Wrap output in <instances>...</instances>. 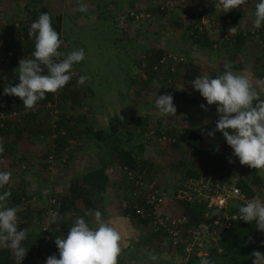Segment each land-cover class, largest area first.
Segmentation results:
<instances>
[{"label": "rangeland", "instance_id": "obj_1", "mask_svg": "<svg viewBox=\"0 0 264 264\" xmlns=\"http://www.w3.org/2000/svg\"><path fill=\"white\" fill-rule=\"evenodd\" d=\"M161 1L165 7L163 12L155 9L156 4L159 5ZM217 2L218 0H0L1 79L3 76L8 81L16 79L20 59L32 57L33 50L25 49V39L22 36L16 38L11 26H20L23 21H27L30 10H35L40 5H46L54 13L61 15L62 45L59 51L67 54L83 48L85 52L84 60L74 65L69 83L58 93L52 94V99L39 101L31 110L23 105L13 108L18 111V115L7 114L0 119L2 123H8L10 128L3 136L6 138L5 143H15L12 148L0 154V171L12 173L9 184L3 189H13L20 196L21 201L17 203L10 197L8 206L19 209L17 214L24 222L18 224V230L27 228V237L31 239L26 247V256L20 264H45L46 258L53 254L59 258V251L53 248L55 244L48 246L47 241L52 234L60 238L66 237L75 220L83 216L79 211L83 207L81 200L76 199L72 203L64 201V195L75 176L96 166L99 157L106 161L105 171L111 183H108L103 198L96 201L89 211L100 210L105 220L121 234L124 233L119 264H149L150 260L143 257L153 255L156 249L167 251L172 248L160 236L150 239L148 233L151 222L142 223L136 218L127 217V220L118 216L126 201L135 198L132 195L135 172H129L115 154H104L106 146L102 142L95 144L89 133L90 125L105 128L115 115L122 116L125 120L121 130L122 139L126 142L124 146L133 144L134 151H137L138 145H145L150 151H154L151 156L156 162L152 165L150 161L148 179L142 173V180L148 186L164 190V204L165 201L169 204L170 212L182 210L176 200L177 179L180 173L185 172V163L189 160L200 176L216 174L217 177L226 179L228 182L225 183L228 184L238 177L247 179L248 170L254 171L260 178L258 188L252 186L255 198L264 201V170L241 165L221 132L215 131L214 137H209L201 128L204 133L201 137L204 139L199 144L210 152L206 157H192V147L186 141L187 131L200 127L199 124L209 131L214 130L219 119L217 106L207 105L199 91L192 87L191 81L182 78V66L185 63L177 64L173 70L164 64H157L163 51H178L184 54L186 62L198 65L195 78L204 74L215 78L223 73L224 65L231 62L234 65L233 71H246L249 74L256 90L264 99V83L260 76L263 70V48L257 40L259 38L255 34L247 36L245 48L234 51L231 41L225 38V35H230L229 29L218 21L221 12L215 9ZM258 2L259 0H247L244 6L230 11L234 19L232 24L237 30L247 33L256 29L253 27V20L255 4ZM81 5L87 7V12L78 10ZM103 10L104 13L101 14ZM202 17L207 18L208 22L201 32L196 33L192 29L195 24L200 23ZM9 54H13L12 58ZM80 76H87L88 79L80 83ZM157 84L161 86L160 89L156 87ZM169 93L173 96L177 111L175 117L167 118L161 116L155 108V99L157 95ZM201 104L206 106V111L200 107ZM62 112L68 114L66 117L69 124H72L71 127L76 132L67 139L68 144H64V141V149L56 153L53 150V139L56 136L54 123ZM149 129H152L151 133L148 132ZM144 151L145 149L140 155L146 160ZM152 171L156 179L150 177ZM51 196L55 197L57 205L64 202L61 210H57L60 220L50 224V216H43L40 206ZM217 214L219 212L211 209L207 218ZM83 217L92 227H96L93 216ZM42 222L46 226L45 231L40 230ZM56 229L59 231L54 234L53 230ZM127 243L133 246V252L131 248L126 249ZM146 248L150 251L149 254L148 250L144 251ZM132 254L135 256L132 257ZM136 256L141 262H138ZM171 259V264H181L175 262V258Z\"/></svg>", "mask_w": 264, "mask_h": 264}, {"label": "clouds", "instance_id": "obj_2", "mask_svg": "<svg viewBox=\"0 0 264 264\" xmlns=\"http://www.w3.org/2000/svg\"><path fill=\"white\" fill-rule=\"evenodd\" d=\"M246 3L247 0H218L215 9L227 13ZM78 10L87 12L88 9L81 5ZM254 16L253 27L259 29L264 25V0L255 4ZM229 33L235 35L236 29L229 28ZM28 35L34 37L32 57L20 59L16 69L19 83L6 85L3 94L19 97L23 106L31 110L46 98L47 93L56 94L69 83L74 65L84 60L85 52L83 48L67 54L59 51L62 40L53 28L48 12L40 13L38 19L30 24ZM87 79V76H80L78 82L83 83ZM191 85L199 91L207 105L217 106L219 119L215 129L208 131L207 135L214 137L215 131L221 132L241 165L264 170V99L249 74L246 71L237 73L230 64H225L221 75L215 78L208 74L199 75L191 81ZM156 87L161 88L159 84ZM200 107L207 110L204 104ZM155 108L161 116H176V106L170 93L157 95ZM3 152V143L0 142V154ZM11 176V171H0V189L9 184ZM11 195V190L0 194V248L11 250L16 264H20L27 253L23 241L27 239L28 229L18 230L17 226L22 221L17 214L19 209L8 206ZM238 212L239 215L232 217L233 220L241 219L248 223L254 221L256 228L264 232V201L259 198L249 200L239 207ZM84 216H93L96 227H92L83 216L78 217L66 237L55 239L59 258L55 254L50 255L45 264H119L123 251L120 231L102 217L100 210L85 211ZM59 220V213L52 211L49 223H57ZM216 223L219 224V220ZM252 255L253 264L264 261V254L255 251ZM150 259L156 261L157 256L150 255ZM199 264L212 262L202 256Z\"/></svg>", "mask_w": 264, "mask_h": 264}, {"label": "trees", "instance_id": "obj_3", "mask_svg": "<svg viewBox=\"0 0 264 264\" xmlns=\"http://www.w3.org/2000/svg\"><path fill=\"white\" fill-rule=\"evenodd\" d=\"M164 2L161 1L160 4L158 3L155 6V9L163 12ZM161 6V7H160ZM48 12L49 15L52 18V26L53 28L59 33L61 31V15L59 13H54L51 9H49L46 5H40L35 10H30L28 15V20L23 21L21 25L19 26H11V30L13 32V35H15L16 38H19V36H22L25 39V49L27 51L33 50L34 51V37H30L28 35V30L30 27V24L38 19V16L40 13ZM103 14L104 10L101 11ZM231 16V12L227 13H220L218 15V21L221 24L223 17ZM230 21L233 22V16L230 17ZM222 25V24H221ZM223 26V25H222ZM194 32L198 33L202 30H197L195 27L192 29ZM254 33L247 32L242 33L241 31L237 30L235 35H228L227 39L231 41V46L234 51H237L243 42L245 41L247 36L254 35ZM231 36V37H230ZM258 38L262 42V57H263V70L260 72L261 80L264 83V26L260 30L259 34L257 33ZM205 40V39H204ZM227 44L228 41L224 40ZM1 52V51H0ZM13 54H9V57L12 58ZM185 64L182 66V78L184 80L192 81L195 79L196 73L198 71V65L192 62H184ZM227 64L231 65V68L234 67L231 62H227ZM224 71V70H223ZM19 83L18 77L14 80L8 81L6 80V76H3L1 79L0 77V110L3 112L10 111L13 108H19L23 105L22 100L19 97L12 96V95H4L3 90L6 85H15ZM46 99H52V93H47L46 98L41 100L44 102ZM67 113H60L58 114L57 118L55 119L54 123V130L56 136L53 139L54 147L53 150L58 153V151H61L64 149V144H68L67 139L71 136H74L75 132L72 129V124H69V120L67 119ZM125 125V120L121 119L120 116L115 115L113 116L108 122L105 128L101 127H93V125L89 126V133L91 140L98 144L99 142H102L103 145L106 146V148L109 150V155L115 154L120 161L121 164H124L128 171L131 172V170H134L133 172H142L146 175L148 179V175L150 172V164L148 161H146L143 157L140 155V150H142L143 146L138 145V150L134 151V145L124 146L126 143L123 137L121 136V130ZM9 125L8 123H2L0 125V142L3 143L4 150L12 148V146L15 145L13 142H6V138L3 137L6 133L9 131ZM201 136L195 129L191 128L187 131L186 141L188 144L192 147V157L197 155H202L206 157L210 151L207 149L201 147L199 144L201 141ZM66 141V143H64ZM64 143V144H63ZM127 145V144H126ZM102 146V145H101ZM104 154H107L104 153ZM2 157V156H0ZM105 162L102 161L99 157V163L96 164V166L89 167L79 174L75 176V179L72 180L68 185V191L64 195V201L68 200L69 202H73L76 199H80L83 207L80 209V213L84 216L85 211H89V209L93 208L95 206V202L98 200H101L104 196V193L108 187V179L109 176L107 172L105 171ZM249 169V168H248ZM184 173L198 177L200 176V173L198 170H195L192 168V161L189 160L185 163V169ZM212 179L214 181H218L220 184L225 183L226 179L222 177H217L216 174H211ZM205 176V175H204ZM260 178L259 176L251 170H248V178H236L235 184L240 187L242 192L246 197L255 198V193L252 186H258L260 184L259 182ZM228 182V181H226ZM258 188V187H257ZM5 190H11V199L13 202L17 203L20 202V196L18 197L15 194V191L13 189L7 188V189H0V194H2ZM23 191V190H22ZM178 203L182 206V213H185L188 216L189 222H195L198 221L201 218V212L203 210V207L200 203H192L188 202L183 198H176ZM64 201H61L62 204ZM232 205H228L226 207V210H232L234 209L233 204L237 200H232ZM47 202V201H46ZM41 204V208L43 209L44 204ZM58 203L55 202L51 205V211H57L61 210L62 204L57 205ZM141 204L144 207V212H146V205L144 204L143 197H136L133 199H129L126 201V203L122 207V214L126 217L133 219L136 218L139 222L142 223H148L152 221V217L149 214H143L139 215V213L136 212V207ZM42 209H40L42 212ZM43 214V213H42ZM22 221L21 223H23ZM151 226V224H150ZM57 230V231H56ZM53 230L54 234L58 232L59 230L56 229ZM63 229H61L62 231ZM148 236L151 238L160 236L162 239H164L161 235V232L158 230H152L151 227H149V233ZM58 236H55L52 234V237L47 241V245L52 246V244H55V239ZM148 237V238H149ZM165 240V239H164ZM166 241V240H165ZM31 242V239L27 237L25 241H23V246L26 248L28 247L29 243ZM53 248L55 251L58 252V249L56 245H53ZM175 253L177 256H180L181 249L180 247L174 248ZM258 251L262 254H264V234L262 231L258 230L256 228L255 222H245L241 219H236L232 222V224L226 228H223L216 237V240H213L210 242V245L207 248V252L204 255H197L192 251L185 261L182 264H199L200 258L202 256H206L212 264H253L254 256L252 255L253 252ZM0 264H16V261L12 255L11 250L6 248L0 249Z\"/></svg>", "mask_w": 264, "mask_h": 264}, {"label": "built area", "instance_id": "obj_4", "mask_svg": "<svg viewBox=\"0 0 264 264\" xmlns=\"http://www.w3.org/2000/svg\"><path fill=\"white\" fill-rule=\"evenodd\" d=\"M207 22L208 19L202 17L200 23L195 24L194 27L200 31ZM221 24L228 29L234 27L237 31L229 16H224ZM249 32H255V35H257V29H251ZM225 38H227L226 35ZM257 40L262 45L261 40ZM185 60L183 53L168 50L161 53L157 64H164L173 70L177 64H182ZM7 114L18 115V111L12 109L5 113L0 110V119ZM1 124L2 121H0ZM148 132L151 133L152 129H149ZM0 160H2V157H0ZM177 181V198H183L188 202L200 203L202 205L203 210L201 218L198 221L189 222L188 216L181 211L174 213L165 211L163 209L164 190L157 186L146 185L142 180V172L135 171L132 195L143 197L147 209L146 212H144V206L141 204L135 210L139 215L149 214L152 217L151 229L160 231L162 237L172 248L180 247L181 254L177 257V262L182 264L192 251L197 255L206 254L210 242L216 240L218 233L223 228L232 224L234 221L232 217L239 215V207L253 198L246 197L240 187L235 184L234 180L229 184H220L217 180L214 181L210 174L195 177L183 172L178 175ZM237 189L238 192L236 191ZM232 200H237L233 204L234 209L226 210V207L232 205V202H234ZM54 201V196L47 199L42 209L43 216H50L52 212L51 205ZM211 209L216 210L219 214L208 219L207 215ZM217 220H219V224L216 223ZM21 221H24V219H21ZM40 230H46L43 222L40 225Z\"/></svg>", "mask_w": 264, "mask_h": 264}, {"label": "crops", "instance_id": "obj_5", "mask_svg": "<svg viewBox=\"0 0 264 264\" xmlns=\"http://www.w3.org/2000/svg\"><path fill=\"white\" fill-rule=\"evenodd\" d=\"M245 43L246 42H243V44L241 45V47L238 49L239 51L242 49V48H245ZM237 50V51H238ZM196 125L198 124L197 123V121H196V123H195ZM199 126L200 127H196V131L201 135V134H204L203 133V130H201V128L202 129H204L205 131H206V134H207V132L209 131V129H207V127H205V126H201L200 124H199ZM202 139H204L203 137H201V140ZM101 147V146H100ZM204 147V146H203ZM205 148V147H204ZM143 149H145V151H144V154H145V158H146V160L149 162V164L151 163L150 161H152V165L154 164V162H156V161H154V159H153V157L151 156L152 154H154V153H152V152H154V151H150L148 148H147V146H145V145H143V148H142V150ZM109 150L110 149H108V148H106L105 147V149H104V151H105V153L107 152V153H109ZM142 150H140V151H142ZM149 152H151V153H149ZM148 155V157H147V155ZM111 156V155H110ZM107 157V156H106ZM106 157H105V159H106ZM149 158V159H148ZM107 160V159H106ZM104 162V161H103ZM150 177L151 178H157L156 176L154 177V175H153V171H152V173H151V175H150ZM178 180V179H177ZM111 180L110 179H108V182H109V184L111 183L110 182ZM177 183H178V181H177ZM177 187H178V185H177ZM169 204L165 201V204H164V209L165 210H167V209H169V210H167V211H169L170 212V207L168 206ZM107 213V212H106ZM108 216V215H107ZM110 216V215H109ZM113 217L115 216V215H112ZM118 216L122 219V218H124V219H127L128 220V218L125 216V215H123L121 212L120 213H118ZM122 236H124V233H122L121 234ZM147 236V235H146ZM145 236V237H146ZM147 240H149V238L147 239ZM130 246V247H129ZM130 248H131V252H133V246L132 245H130L129 243H127L126 244V249H129L130 250ZM169 250H163V249H161V250H155V252L153 253V255H155V256H159V257H157V260H160V261H152L151 259H150V255L149 256H146V257H143V258H148L149 260H150V263L149 264H171L170 262L172 261V259L171 258H175L174 260H175V262L177 261V255H176V253H175V250H174V248H168ZM171 249V250H170ZM148 249L146 248V250H144V251H147ZM148 252H150L149 250L147 251V253ZM149 254V253H148ZM164 254H166V255H164ZM133 255L134 254H132V257H133ZM122 256V255H121ZM135 256V255H134ZM137 257V256H136ZM121 258V257H120ZM142 258V257H141ZM163 258H164V260H163ZM167 258H169V260H170V262H167L168 261V259ZM137 259H138V262H141V260L137 257ZM161 260H163V261H161ZM167 260V261H166ZM132 261V260H131ZM130 262V261H129ZM173 262V261H172ZM123 263V262H122ZM121 263V264H122ZM123 264H128V262L127 263H123Z\"/></svg>", "mask_w": 264, "mask_h": 264}]
</instances>
